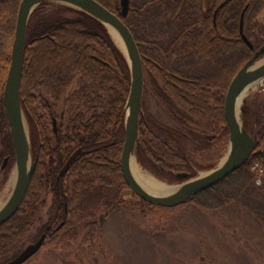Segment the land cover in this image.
I'll return each mask as SVG.
<instances>
[{"label": "trees", "instance_id": "trees-1", "mask_svg": "<svg viewBox=\"0 0 264 264\" xmlns=\"http://www.w3.org/2000/svg\"><path fill=\"white\" fill-rule=\"evenodd\" d=\"M95 1L118 16L130 30L142 59L143 71L150 72L151 91L154 96L163 100L164 110L180 128L177 133L156 122L152 115L148 117L151 121L149 130L147 133L143 132L146 142L142 139V125L139 126L136 146L138 162L159 178V181L168 184L181 181L176 173H188L190 178L195 177V170L185 158L184 140L192 139L202 152L209 151L221 138L222 142L228 138L223 117L224 96L234 75L264 45V37L258 43L260 39L254 30L256 18L264 12V0H247L249 6L244 17V33L249 39L253 36V50L241 41L237 33V24L246 0H232L224 4L217 14L215 26L211 12H203L202 0H130V10L125 17H120L118 0H112L111 6L103 0ZM14 15L15 13L10 22L3 21L8 27L5 32H11ZM247 19L248 30L252 32L246 29ZM69 30L75 32V39L71 37ZM26 35L20 98L22 109L32 127L31 143L33 142L35 167L24 202L16 214L0 226V231L8 229L7 232H0V253L5 252L8 243L19 240L21 230H29L39 221L46 202V189L50 186L54 199L48 221L41 225L40 230L50 235L51 242L73 239L78 229L84 230V227L95 231V222L84 223L82 219L84 216H91L93 203L102 200L100 190L109 187L116 194L125 187L117 162L113 165L114 179L109 184L103 180L105 172L100 173L98 166L88 163L97 155L104 156V151H107L101 149L104 144L110 145L113 141L116 151L118 141L120 145L123 139L130 73L105 28L83 12L47 3L40 5L31 14ZM164 35L171 39L166 43L156 40ZM2 57L0 80L3 87L8 58L5 52ZM56 63L60 66H56ZM49 66L55 69L49 71ZM229 73L231 74L227 80ZM75 77H80L78 86L70 91V84ZM30 85L46 86V101L43 95L38 96L44 109L49 100L59 101L63 98L67 109L82 111L84 116L91 113V119L95 120L92 124H87L85 132L88 139L82 142L88 154L77 167L74 165L71 168L74 170L72 173L76 170L78 172L75 177L81 178L71 185V189L68 184L63 188L61 180L57 191V167L52 169L40 158L39 149L43 145L36 143L35 138L38 137L37 132L43 133L46 130V116L38 117L39 128L35 129L32 116L37 117L36 111L28 108L30 100H35L29 90ZM2 87L0 86V98ZM99 110L100 114L97 113ZM240 118L242 126L254 140L251 157L221 183L193 196L188 203H194L202 210L218 209L227 203H234L236 209L249 213L264 224V177L261 185L257 186L253 180L254 174L250 171L253 162L260 161L264 166V151L260 153L264 144V129L260 123L261 117L258 113L254 114L251 107L248 109L245 106ZM7 129L0 100V164L2 159L8 157V166L14 159V152L9 135H2L3 131L8 132ZM54 142L57 161H60L57 147L60 141ZM163 155L169 160L165 162ZM155 160L158 163L156 166ZM160 165L165 166L159 167ZM7 166L0 170L1 187L5 184ZM197 167L200 171L205 169L201 165ZM99 179L101 181L97 187L95 183ZM228 182L232 187H224ZM64 196L68 198L67 210ZM199 198H202L201 202ZM114 199L115 195L105 198L107 202ZM53 224L56 225L54 228ZM57 224L62 226L58 227Z\"/></svg>", "mask_w": 264, "mask_h": 264}, {"label": "rangeland", "instance_id": "rangeland-1", "mask_svg": "<svg viewBox=\"0 0 264 264\" xmlns=\"http://www.w3.org/2000/svg\"><path fill=\"white\" fill-rule=\"evenodd\" d=\"M21 1L22 0H0V63L2 64L1 59H3V52L7 54L8 58V65L4 73L5 77L3 81V87L0 80V86L2 87L1 93H3L4 83L9 68L16 18ZM222 1L223 0H202L203 12H211V14H213L216 6H218ZM103 2L111 6L113 1L103 0ZM53 4L57 5L58 3ZM13 13H15L14 22H12L14 26H12L11 32H5V29L8 27L3 23V21L5 23L10 22ZM255 24L256 29L254 28V30L259 37L258 39L263 38L264 12L259 14V16L256 18ZM248 28L249 25L247 19V31H249ZM69 34L75 39L74 31L69 30ZM4 37H7V39ZM169 39L171 38L164 35L163 38H157L156 40L160 43L163 41L166 43ZM250 40H253V36H251ZM111 41L127 64L125 52L123 53L120 51L115 46L113 40ZM260 41L261 39L258 40V43ZM206 63L207 62H205V64ZM56 66L59 67L60 64L56 63ZM206 66L204 65V67ZM47 69L50 71L52 69L54 70L55 68L49 66ZM230 74L231 73L227 74V80L229 79ZM46 75L48 74L46 73ZM79 79L80 77H75L72 84H70L73 85L72 89L77 88V81ZM150 80V72L146 71V73H144L143 71V81H145V95L142 107L143 111L146 112V115H149L150 117L152 115V118L156 120V122L158 121L163 125L174 129L178 133L180 128L170 118L167 111L164 110V105L162 103L163 100L161 101L158 96H154L153 91H151ZM29 90L32 95L34 93L43 95L46 101V86L32 87L30 85ZM245 106L248 109L251 107V110L254 112V114H259L261 117L260 123L263 129L262 116H264V80L256 82L253 87L248 89L247 95L242 99L239 106V118L241 117V113L244 111ZM28 108H32V110L34 109L36 111L35 114L37 117L34 118V116H32V121L36 129L40 119L38 117L40 115L46 116V111L43 110L44 107L39 99L30 100L28 103ZM97 113L100 114L101 111L99 110ZM89 115H91V113L85 116L90 117ZM24 117L27 121L26 124L28 123L26 130L30 147H32V127L26 114H24ZM85 128L87 129V125H84V129ZM5 134H8L10 138L9 130L8 132H2V135ZM37 135L38 137L35 138L36 143L39 142L43 145L39 149L40 158L44 163H46V142H44V138L46 140V130L43 133L37 132ZM221 139L217 143L215 142L216 144L212 145L209 151L202 152L198 150L199 148L195 141L192 139L184 140L186 141L183 143V147H185L184 152L186 153L185 158L189 161L192 169L195 170L197 175L196 177L216 169L226 157L228 153L229 139L227 138L223 142ZM122 140L123 141H121V144L117 145L118 148L116 146V151L114 150L113 145V148L104 151L105 156H107L109 159L103 158L102 155H97L92 162L99 167L98 171L100 170V173L105 172L103 180L106 184H109L110 182L112 183L114 179L113 165H115L114 162H117L119 165L121 149L124 143V135ZM50 142L51 146H53L55 143L53 139ZM263 143L264 141L262 144ZM261 148H264V144ZM53 152L54 151H51L49 153L50 156ZM159 156L160 154L158 153V159ZM134 157V164L139 170H141L138 166L136 157ZM162 157L164 158L165 162L169 160L168 157L166 158L164 155ZM51 160H54V158L51 157ZM7 163L5 167L7 166ZM48 163L50 162L48 161ZM155 164H158L156 160L154 161V165ZM200 165L205 167V169H201V171L197 170V166ZM161 166L165 165H160L159 167ZM211 166L213 167L212 169L207 168ZM54 167L52 166V168ZM251 167L252 164L250 165V168ZM14 170L15 163L13 160L7 166V177L4 181L5 184L3 187L0 186L1 205L7 201L12 192V178L14 176L16 177ZM73 171L74 170H72V172ZM142 172L153 180H157L158 182L161 181H159V178L155 177L150 171H146L148 174L145 171ZM77 173L78 172L76 170L75 173L68 176V179H65V184L62 182L63 188H66V185L68 184V186L70 185L69 189H71V185L81 180V178L78 179L75 177ZM100 181L101 180L99 179L95 183V186L98 187V185H100ZM162 182L163 181H161V183ZM230 184L231 183L228 182V184L224 187H232ZM122 189L125 190L127 188L123 187L116 194H114V189L109 187L108 189L106 187L105 189L102 188L99 192L101 193L102 200L97 203H93V208L91 210L92 215L89 217L88 215L84 216V219H82V222L84 223L95 222L97 230L95 229L94 231L84 227V230L82 228L78 229L77 235L73 239H57L56 241L52 242L50 235H48L47 238H45L39 252L32 256L29 261L25 262L24 264H264V224L255 219L249 213L240 209H236L235 207L237 206L234 205V203H227L221 208L210 210H202L191 202H187L183 205L173 208H163L148 205L137 197L132 198L131 201L123 200V197H121ZM114 195L115 199L112 202H107L105 200V198H112ZM53 196V190L50 186L48 189H46V202L40 212L39 221H37L33 228H30L29 230H21V232L18 234L20 236L19 240L8 243L9 245L4 249L5 252L0 253V264H5L12 260V257L18 255V253H20L28 245L35 243V241L42 235L46 236V234L41 232L40 228L43 223H47L48 221V214L50 212L49 210L51 209L54 199ZM198 200L201 202L202 198H199ZM112 205L119 206L118 208L115 207L112 209L111 212H107V210H109ZM100 216L103 218L102 224H100L99 221ZM55 226L56 225L53 224V228ZM7 230L8 229L6 228V230L0 232H7ZM89 234L91 236H87Z\"/></svg>", "mask_w": 264, "mask_h": 264}, {"label": "water", "instance_id": "water-1", "mask_svg": "<svg viewBox=\"0 0 264 264\" xmlns=\"http://www.w3.org/2000/svg\"><path fill=\"white\" fill-rule=\"evenodd\" d=\"M44 3H58L73 8L78 12H83L98 21L107 29V32V27L113 28L121 38L130 71V88L125 105L124 143L120 155V171L130 194H134L137 198L148 205L163 208L177 207L185 204L193 196L218 185L247 162L251 156L254 141L241 124L239 118L240 113L238 112V100L248 87L264 79V56L262 55L264 54V46L254 53L246 64H244V66L234 75L228 85L223 104V117L227 126L229 139V147L226 157L216 169L201 176L190 179L188 173L177 174V178L183 180L180 184L168 185L166 183H161L160 181L159 184L161 183L165 185L167 190H170L171 188H176V190L172 191L171 194L168 192L165 195H153L148 193L138 184L130 169V163L132 162L134 155H136L138 121L144 82L141 57L130 30L119 17L111 13L95 0H22L16 18L9 68L4 83L2 98H0L7 126L8 129H10L9 134L14 152V171L16 174V181L12 192L7 201L0 208V226L6 224L18 211L21 203L24 202L23 199L28 190L35 167L26 130V119L21 107L19 89L22 75L21 66L23 65L25 38L27 36V23L32 12L39 5ZM118 3L120 17H125L128 10H130L129 0H118ZM225 3L226 2L219 5L215 10L214 15H216L218 10L221 9ZM245 10L246 7L241 14L238 24L239 35L241 41L247 45L249 49H253V45L243 33V17ZM27 153H29L31 159L29 166L26 164ZM79 153L80 152H75L68 159L63 166V169L60 170L57 180L67 172L68 168ZM6 162L7 158L4 159L2 168L6 165ZM139 168L141 169L140 166ZM109 211H111V209ZM99 219L102 224V216H100ZM45 238L46 236L42 235L36 243L28 245L22 252L18 253L15 258L5 264H24L29 261L32 256L39 252Z\"/></svg>", "mask_w": 264, "mask_h": 264}, {"label": "flooded vegetation", "instance_id": "flooded-vegetation-1", "mask_svg": "<svg viewBox=\"0 0 264 264\" xmlns=\"http://www.w3.org/2000/svg\"><path fill=\"white\" fill-rule=\"evenodd\" d=\"M248 3L249 2L247 0L244 3V6L246 8H248ZM244 6H243V9H244ZM217 7L218 6H216V8ZM218 12L216 13V15H214V13H215V10H214V13L212 14V18H213L212 20H213L214 26L216 25L215 21H216V17H217ZM243 23H244V19H243ZM243 29H244V27H243ZM72 87H73V85H70V88H69L70 91L74 90V89H72ZM38 96H39V93L33 94V98L35 100H38V98H39ZM67 108L68 107L64 104V99L60 98L59 101H56L53 99L49 100L48 104H46V109H43L44 111H46V158L45 159L47 161L46 164L50 165L51 168H52V166L57 167V171H56L57 173H56V177H55V179H56L55 184H56L57 191H59V182L62 180V182L65 184V181H66L65 179H68L67 177L70 176L71 174H73L72 170H71L72 166L75 165V167H77V164H80L82 162L81 159L86 158L85 156L88 154L87 153L88 151H86V149H84L85 146L82 145L83 144L82 142L87 141L86 139H88V137L86 136L87 134L85 132L84 125H87V124L90 125L93 122H95V120H91L88 116H84L83 115L84 113L82 111L73 110V109L70 110ZM88 114H90V113H88ZM147 116L150 117L149 115H146V112H144L142 110V113L140 114V118H139V126L142 125L141 126L142 127V129H141L142 130V136H143L142 139H145V140H143L144 142H146L147 140H146V137H145L143 132L146 131V133H147V131L149 130L150 122H151ZM94 125H95V123H94ZM108 130H109V128H108ZM52 139L54 141H57V140L60 141V145L57 146L58 150H59L58 151L59 152L58 157H59L60 161H57L55 144H53V146L50 145V143H51L50 141H52ZM113 143L114 142L112 141L110 145L104 144L101 147V149L102 150H107V149L109 150L110 148H113V146H112V145H114ZM117 145H119V144H117ZM117 148H118V146H117ZM51 151H54V152L50 156L49 153ZM121 151H122V149H121ZM142 151H143V149H142ZM75 152H80V153L75 157V160L70 165L67 172L59 180H57V176H58L60 170L63 169V166L66 164L68 159ZM143 152H141L142 155H143ZM51 157L54 158V160H51ZM102 157L105 159L108 158L107 156H105V154ZM8 159H7V162H8ZM142 159H143V157H142ZM48 161L50 163H48ZM59 162H61V163H59ZM92 162L93 161H88V163H92ZM118 166H120V161H119ZM55 167L52 169H55ZM76 169L77 168H75V170ZM120 173H121V171H120ZM121 197H123V200H132V198H134V195L130 194V192L127 188L125 190L124 189L121 190ZM64 198L66 199L65 200V206H66L68 198H67V196H64ZM112 206H119V205H112ZM111 209H114V208H111ZM109 210H107V212H111ZM62 224H61V226H62ZM48 235L49 234H46V236H48Z\"/></svg>", "mask_w": 264, "mask_h": 264}, {"label": "bare ground", "instance_id": "bare-ground-1", "mask_svg": "<svg viewBox=\"0 0 264 264\" xmlns=\"http://www.w3.org/2000/svg\"><path fill=\"white\" fill-rule=\"evenodd\" d=\"M107 28H108L109 35H110L111 39L113 40L115 46L120 51H122L124 53L125 51H124L123 44H122L120 36L117 34V32L113 28H111V27H107ZM254 84H252L250 87H248L242 93V95L240 96V98L238 100V107L240 106L242 99L247 95L248 89L253 87ZM238 121H239V119H238ZM30 160L31 159H30L29 153H27L26 154V164H27V166H29ZM134 163L135 162H133V160L130 163L131 172H132L133 176L135 177L136 181L138 182V184L140 186H142V188H144L148 193L153 194V195H165L168 192L171 194L172 191L176 190V188H171L170 190L169 189L167 190L165 185H163L161 183L159 184V182L151 179L149 176H147L141 170H139ZM12 181H13L12 183H13V186H14V183L16 181L15 176L12 178ZM1 207H2V205L0 204V208Z\"/></svg>", "mask_w": 264, "mask_h": 264}, {"label": "built area", "instance_id": "built-area-1", "mask_svg": "<svg viewBox=\"0 0 264 264\" xmlns=\"http://www.w3.org/2000/svg\"><path fill=\"white\" fill-rule=\"evenodd\" d=\"M254 170L258 171V178L256 179V183L260 184V176L263 174V170L260 168L258 164H255L253 167Z\"/></svg>", "mask_w": 264, "mask_h": 264}]
</instances>
